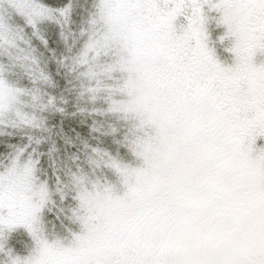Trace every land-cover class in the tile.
Here are the masks:
<instances>
[{
  "label": "snow or ice",
  "instance_id": "snow-or-ice-1",
  "mask_svg": "<svg viewBox=\"0 0 264 264\" xmlns=\"http://www.w3.org/2000/svg\"><path fill=\"white\" fill-rule=\"evenodd\" d=\"M76 7L74 0L60 6L0 0V34L23 50L30 29L47 45L41 24L55 21L63 29ZM213 10L220 15L211 16ZM84 11L80 46L58 63L77 74L79 95L94 105L88 111L110 118L105 135L116 151L83 140L87 168L44 175L41 159L55 145L44 150L47 137L29 135L0 160V251L7 264H264V61L255 62L264 56V0H93ZM181 16L185 22L178 23ZM212 20L226 26L219 39H231L232 65L209 43ZM23 59L31 87L10 80L0 62V123L48 131L44 113L64 108L41 87L55 84L36 50ZM239 76L250 83L253 116L245 121L238 120L244 106L229 101ZM216 80L223 82L217 102L203 107ZM241 137L252 166L213 194ZM97 169L115 180L94 176ZM54 194L81 228L68 243L44 234ZM17 227L35 241L27 256L4 248L5 229Z\"/></svg>",
  "mask_w": 264,
  "mask_h": 264
},
{
  "label": "rangeland",
  "instance_id": "rangeland-1",
  "mask_svg": "<svg viewBox=\"0 0 264 264\" xmlns=\"http://www.w3.org/2000/svg\"><path fill=\"white\" fill-rule=\"evenodd\" d=\"M44 2L60 6L67 0H44ZM74 2L77 7L72 14L70 23L65 25L63 29L55 21H44L41 24L47 45H44L39 37L32 35L30 29L25 32V42H20V47L23 50L18 49L16 41L7 34H0V62H3L9 79L22 86H32L26 75L28 61L23 57L31 49H35L40 56L41 65L51 73L55 84L54 87L51 85H41V87L55 93L57 105L64 108L63 113L51 109L44 113L49 125L48 131L19 128L7 122L0 123V160H5L17 146L27 143L29 135L47 137L45 143L41 145L44 150L48 149L50 145H55L56 150L46 154L41 159L44 175L53 173L54 169H59L63 174V171L69 168L75 170L78 164L87 168V165L84 164L86 150L82 143L83 140L89 144H101L109 147L113 152L116 151V145L112 143L113 138L105 135L110 118L88 111L94 105L89 101L87 95H79L81 81L77 78V74L69 72L66 66L58 63L61 55L67 54L70 49L75 51L80 46L82 39L80 28L85 26L87 17V12L84 9L90 8L93 0H74ZM62 31L64 35H61ZM230 45L231 39H229L227 46ZM233 54L231 53V55ZM232 58L235 59L234 56ZM23 98L26 99V97ZM103 104L104 101L102 100L96 101L97 106ZM81 108L84 111H78ZM73 113L75 114L73 115ZM94 124L96 131H93ZM68 141L72 142L69 143ZM120 151L123 154V149ZM73 154H78L80 159L73 160ZM94 176H100L101 179L107 176L110 180H115V175L107 169H97ZM52 179L54 180V176ZM122 191L123 187L117 185V192ZM53 198L44 212V234L49 240L60 239L68 243L72 232L80 231L81 228L79 222L74 218V214L69 213L67 202L60 201L55 194ZM4 248L5 250L11 248L13 254L27 256L35 248V241L24 227H17L10 232L5 229ZM7 260L6 251H0V264H7Z\"/></svg>",
  "mask_w": 264,
  "mask_h": 264
},
{
  "label": "flooded vegetation",
  "instance_id": "flooded-vegetation-1",
  "mask_svg": "<svg viewBox=\"0 0 264 264\" xmlns=\"http://www.w3.org/2000/svg\"><path fill=\"white\" fill-rule=\"evenodd\" d=\"M205 10L207 11V5H205ZM209 14L216 17L220 15V13L216 12L215 10H213ZM177 22H185L184 17H179ZM208 29L210 34L208 37L209 43L212 47L215 48L219 59L223 62L224 65H232L234 63V60L232 58L234 54L231 55V52L228 53V51H226L227 44H229V39H226L225 41H220L219 39V37L226 30V26L217 25L215 20H212L208 25ZM261 61H264V56L258 54L255 58V62L259 64ZM222 88V81L216 80L210 82L204 94L202 106L208 107L212 104H215ZM249 88L250 83L243 76L236 77L230 88L231 96L229 98V101L234 99L244 106L238 116L239 121L248 120L253 116V106L251 102L248 101L247 96ZM226 107H231V103H227ZM252 163L253 158L251 156L250 146L245 144L243 137H241L237 142V146L234 147L231 155L225 162L221 174L212 185L213 194L225 188L226 186L235 183V181H237L239 177L244 175L251 168ZM230 214V210L226 211L225 217Z\"/></svg>",
  "mask_w": 264,
  "mask_h": 264
}]
</instances>
